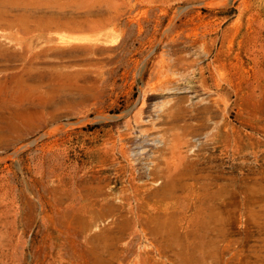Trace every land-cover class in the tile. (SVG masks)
Here are the masks:
<instances>
[{
  "label": "rangeland",
  "instance_id": "rangeland-1",
  "mask_svg": "<svg viewBox=\"0 0 264 264\" xmlns=\"http://www.w3.org/2000/svg\"><path fill=\"white\" fill-rule=\"evenodd\" d=\"M0 264H264V0H0Z\"/></svg>",
  "mask_w": 264,
  "mask_h": 264
}]
</instances>
